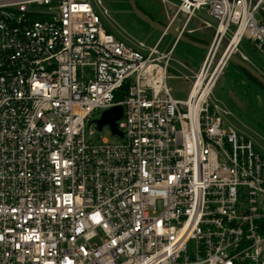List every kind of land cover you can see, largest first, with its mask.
Here are the masks:
<instances>
[{
	"label": "built area",
	"instance_id": "1",
	"mask_svg": "<svg viewBox=\"0 0 264 264\" xmlns=\"http://www.w3.org/2000/svg\"><path fill=\"white\" fill-rule=\"evenodd\" d=\"M263 5L178 0L166 26L214 24L182 100L179 38L127 45L91 0H0V264H264V156L210 102L243 41L264 57ZM116 106L119 142H95Z\"/></svg>",
	"mask_w": 264,
	"mask_h": 264
},
{
	"label": "rangeland",
	"instance_id": "2",
	"mask_svg": "<svg viewBox=\"0 0 264 264\" xmlns=\"http://www.w3.org/2000/svg\"><path fill=\"white\" fill-rule=\"evenodd\" d=\"M102 1L111 12L110 17L104 16L96 0H91L111 33L125 44L134 46L136 40H145L150 32H153V28L149 24L132 12L126 0ZM134 1L142 12L162 23H166L175 11V6L178 5V0H166V3L163 0ZM258 18H264V5ZM203 19L209 22L211 27L214 26L211 19ZM213 33V29L207 28L198 32L199 35L207 39L205 44H200L204 46L209 44ZM160 35L161 32L154 31V36L148 39V45H154ZM172 39L171 36H167L162 42L166 44ZM206 52L207 50L204 48L183 42L177 44L168 75L172 77L180 75L181 77L167 80V86L171 89L173 97L187 99L194 76L205 61ZM241 54L247 58L245 62L264 78V57L247 41H243L239 45L235 56L241 59ZM210 102L223 104L224 108L230 112L229 115L224 116L225 125L247 135L253 141L256 151L264 156V89L254 84L232 62H228L215 84ZM93 140L95 142L103 140H107L109 143L119 142V139L112 135L107 127L101 132H95Z\"/></svg>",
	"mask_w": 264,
	"mask_h": 264
},
{
	"label": "water",
	"instance_id": "3",
	"mask_svg": "<svg viewBox=\"0 0 264 264\" xmlns=\"http://www.w3.org/2000/svg\"><path fill=\"white\" fill-rule=\"evenodd\" d=\"M126 1L130 5L132 12L136 14L137 16H139L144 22L149 24V26L154 28L156 31H159L162 33L166 32L172 38L174 39L179 38L181 41L186 42L187 44H190L192 46L204 48L207 51L210 49L209 45H205V46L201 45L200 43L195 42L189 39L187 36L181 34V32L177 30L179 22H177V24L174 27H168L166 25H161L155 22L154 20H152L146 14H144V12H142L139 9L138 5L136 4L134 0H126ZM224 53H225L224 50L220 51V56H223ZM229 62L236 64L241 70L248 72L253 78H255L264 87V78L254 68L248 65L243 59L237 58L236 56H231L229 58ZM122 115H123V108L121 106H116V107L111 108L108 111H105L102 114L101 119L97 122L98 130L101 131L103 126L108 125L114 134L121 137L122 134L118 131L116 122L122 118Z\"/></svg>",
	"mask_w": 264,
	"mask_h": 264
},
{
	"label": "crops",
	"instance_id": "4",
	"mask_svg": "<svg viewBox=\"0 0 264 264\" xmlns=\"http://www.w3.org/2000/svg\"><path fill=\"white\" fill-rule=\"evenodd\" d=\"M144 14H146L147 16H149L152 20H154L150 15H148L147 13H144ZM199 17L197 18V17H195L193 20H192V22L190 23V25H189V27L187 28V30H186V33H185V36H187L189 39H191V40H193V38H196L198 41V43H204L205 44V41L207 40L206 38H203L202 37V35H199L198 34V32H200L203 28H207V27H205L204 26V23L203 22H207L206 20H204L203 18H208V16H207V14H206V12H201L199 15H198ZM200 17H202V18H200ZM155 22H157V23H159V24H161V25H166L167 23H168V21H169V19H167V21H166V23H162V22H160V21H157V20H154ZM151 27V26H150ZM152 29V28H151ZM207 29H213V27H210V28H207ZM152 31L153 32H150V34L148 35V37L147 38H152L153 36H154V31H156L154 28L152 29ZM156 32H159V31H156ZM213 32H214V30H213ZM162 36V32H161V35H160V37ZM167 36H169V35H167ZM167 36H165L163 39H165ZM213 36H214V33H213ZM159 37V38H160ZM158 38V39H159ZM212 40H213V37L211 38V40H210V42H209V44H207V45H210V43L212 42ZM172 41H173V39H172ZM172 41H170L169 43H171ZM194 41V40H193ZM181 42H183V41H180L178 44H180ZM196 42V41H195ZM169 43H166V44H164V46L166 47V46H168L169 45ZM183 43H185V44H187L186 42H183ZM188 45H190V44H188ZM207 53V52H206ZM180 76V75H179ZM176 77H178V76H175V77H172L173 79H179V78H176ZM171 90V89H170ZM189 94V93H188ZM175 98V97H174ZM176 99H181V98H176ZM183 100V99H182Z\"/></svg>",
	"mask_w": 264,
	"mask_h": 264
},
{
	"label": "trees",
	"instance_id": "5",
	"mask_svg": "<svg viewBox=\"0 0 264 264\" xmlns=\"http://www.w3.org/2000/svg\"><path fill=\"white\" fill-rule=\"evenodd\" d=\"M194 41H198L196 38H193ZM239 70H241L236 64H234ZM254 84L258 85L259 87L263 88L264 87L255 79L253 78L248 72L241 70ZM126 87H124V89L122 90V92L120 94L117 95L116 100H120L121 99V94H123L126 91Z\"/></svg>",
	"mask_w": 264,
	"mask_h": 264
},
{
	"label": "bare ground",
	"instance_id": "6",
	"mask_svg": "<svg viewBox=\"0 0 264 264\" xmlns=\"http://www.w3.org/2000/svg\"><path fill=\"white\" fill-rule=\"evenodd\" d=\"M235 42H236V41H235ZM235 42L232 44V48H234V46H235ZM225 61H226V57L221 61V63H220V65H219L218 69L215 71L213 80H214V79L220 74V72H221V68L223 67Z\"/></svg>",
	"mask_w": 264,
	"mask_h": 264
}]
</instances>
